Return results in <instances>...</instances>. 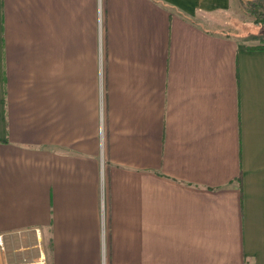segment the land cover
Here are the masks:
<instances>
[{"label":"crops","instance_id":"0c3cea01","mask_svg":"<svg viewBox=\"0 0 264 264\" xmlns=\"http://www.w3.org/2000/svg\"><path fill=\"white\" fill-rule=\"evenodd\" d=\"M247 1L0 0V264H264Z\"/></svg>","mask_w":264,"mask_h":264},{"label":"rangeland","instance_id":"374dc122","mask_svg":"<svg viewBox=\"0 0 264 264\" xmlns=\"http://www.w3.org/2000/svg\"><path fill=\"white\" fill-rule=\"evenodd\" d=\"M258 16L263 19L261 22H257ZM245 20L241 21V18H238L234 20V25L236 27L242 25V22H244L245 25H247V35H249L251 30H259L260 28L264 30V0H252L251 2L247 1V17H244ZM259 20V19H258ZM256 23V24H255ZM241 28V27H240ZM259 28V29H257ZM44 236V235H43ZM49 237L46 235L43 237V246L47 251H49ZM8 249L10 251H17V252H25L26 255H32L35 254L37 251V245L35 240H28L25 242V240L17 241L15 239H10L7 242ZM30 253V254H28Z\"/></svg>","mask_w":264,"mask_h":264},{"label":"built area","instance_id":"2783aa9c","mask_svg":"<svg viewBox=\"0 0 264 264\" xmlns=\"http://www.w3.org/2000/svg\"><path fill=\"white\" fill-rule=\"evenodd\" d=\"M35 231L37 234L38 242L41 243L42 242V231L40 228H36ZM0 247L2 249L5 248V242H4V236L3 235H0ZM4 264H47V255L41 247L40 252L37 256H34V257L25 256V257L21 258L18 262H9L8 261V262H5Z\"/></svg>","mask_w":264,"mask_h":264},{"label":"trees","instance_id":"16d2710c","mask_svg":"<svg viewBox=\"0 0 264 264\" xmlns=\"http://www.w3.org/2000/svg\"><path fill=\"white\" fill-rule=\"evenodd\" d=\"M259 19V20H258ZM261 21H263V19H261L259 16H258V18H257V22H261Z\"/></svg>","mask_w":264,"mask_h":264}]
</instances>
